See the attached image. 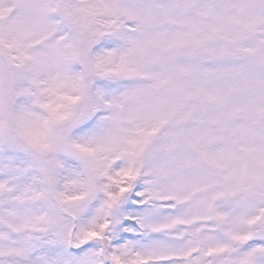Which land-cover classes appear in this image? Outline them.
Wrapping results in <instances>:
<instances>
[{
	"label": "snow or ice",
	"instance_id": "6c2138e0",
	"mask_svg": "<svg viewBox=\"0 0 264 264\" xmlns=\"http://www.w3.org/2000/svg\"><path fill=\"white\" fill-rule=\"evenodd\" d=\"M0 264H264V0H0Z\"/></svg>",
	"mask_w": 264,
	"mask_h": 264
}]
</instances>
